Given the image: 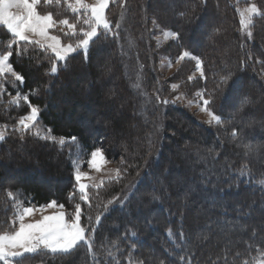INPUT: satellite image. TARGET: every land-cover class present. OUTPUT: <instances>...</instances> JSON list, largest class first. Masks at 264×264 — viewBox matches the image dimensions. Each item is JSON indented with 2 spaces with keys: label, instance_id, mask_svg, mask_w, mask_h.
Returning <instances> with one entry per match:
<instances>
[{
  "label": "trees",
  "instance_id": "obj_1",
  "mask_svg": "<svg viewBox=\"0 0 264 264\" xmlns=\"http://www.w3.org/2000/svg\"><path fill=\"white\" fill-rule=\"evenodd\" d=\"M247 3L248 1L244 0H206L205 5L201 3V0H115L114 3L109 4L106 15L113 26V31L118 33V36L111 34L107 38L100 36L90 46L87 61L83 53L74 54L75 58L69 60L67 70L61 67L55 76L49 74L52 63L49 58L51 53L45 54L36 46L19 42L21 50L25 48L27 50L17 55V46L13 45V56L10 58V63L14 71L24 77L22 85L19 81L15 82L14 93L19 88L23 93L29 94L31 103L41 108V124L50 128L56 137H65L67 143L61 149L57 144L31 135H26L24 141L20 140L19 133H15L13 128L19 118L27 114L29 109L23 101H20L18 106L8 104L10 97L4 93L7 92L8 86H12L7 80H13L14 77L6 74L5 91L0 93V125L8 127L6 140L0 142V224H6L9 219L13 218L14 200L17 198L22 207H41L51 201H56L57 204H63L68 212H73L74 203L69 201V193L75 191L76 182L70 153L73 152L74 147L80 148L85 161L94 149L100 147L108 159H123L124 162L120 164V167L126 170V175L119 183L106 182L99 189H89L93 205L91 209L87 204L79 201V193H75L74 202L81 203L85 213L82 216V222L86 221L88 214H91L94 219L97 213H103V205L112 197L122 198L125 194H131L133 189L129 185L138 179L142 178L143 182L138 185L139 191H135L126 209L121 211L117 203L109 206L112 210L102 215L101 226L97 230L96 244L98 247L102 241L115 240L122 236L126 227H134L143 244L136 250L137 259L143 260L144 264H159L161 259L165 260V264L169 260L174 261V264H181L178 257H169L165 248L171 247L167 238L168 228H173L178 235L180 227L183 226L191 245L188 246L187 252L182 254L191 260V264H212V261L223 264V259L214 258L224 256V243L212 248L209 263L204 260L206 253L201 249L203 246L215 245L214 234L220 231L215 224L211 226L210 239L202 243L193 242L191 235L194 224L198 222H203L202 226L208 231L210 219L207 217L210 216L202 217L198 214L188 217L184 209L180 206H173L169 202L171 195L176 194L181 188L180 183H173L172 188L150 184L157 179L153 174L154 169L161 171L158 177L162 180L171 177L170 167L166 162H162L167 157L164 147L168 145L166 140L179 136L186 138V148H194L193 144L196 142L200 148L208 152L199 160V164L203 165L201 169H204L201 173L205 177L208 176V179L202 175V177L195 178L198 174L191 173L187 181L184 180L182 184L188 185L190 180L196 179L201 189L196 194L200 198L219 194L229 202L225 205L226 211L212 213L214 216L211 217H214L215 221L225 223L238 218L246 221V231L230 235H244L245 238L238 243L233 242L230 246L233 252H230L227 257L228 264H233V257L237 251L243 253V256L236 261V264H243L244 260L250 261L251 264H264V250H262L264 244L261 241L264 229H259V224L264 222V217L255 219L252 209L248 206H240L241 202L252 200L255 202V207L264 205V186L260 184V181L264 180V159L260 157L264 155V131L253 134V128L248 127L243 130V125L237 124L236 127L243 130L245 140H249L248 142L253 145L257 142L259 146L248 157L242 153H240L241 156L237 154L238 157H236V153L242 150L233 145L234 150H231L230 143L225 141L231 132V126H227V133L223 128L210 127L205 122L197 120L180 104L175 106L169 104L166 107L160 105L159 108L163 110V115H158L152 104L145 103L146 97L138 94L140 90L133 88V85L138 82L139 75L142 91L148 94L153 104L155 103L154 92L157 90L162 99L171 98L169 85L172 84H180V89L186 87L188 94L204 89L205 97H207V92L215 89L214 102L210 107L217 114L225 117L233 111L232 105L238 97H247L251 101L250 105L256 103L258 108L252 109L249 105L244 113L236 116V120L243 118L245 122L249 120L256 121L254 124H264V18H254V25L249 29L252 35L249 37L248 31L241 29L238 14V9ZM253 3L264 11V0H253ZM193 5H195L194 9ZM185 9L188 10V16L179 18L174 15V12ZM37 10L41 14L52 12L54 19L57 20L68 18L71 22L75 19L74 14L64 4L45 6L41 0ZM220 16H223L221 24L213 26L210 30L205 28L208 21ZM153 19H156L162 27L178 32L180 39H169L162 47H157L155 42L157 32L160 33V31L153 27ZM116 23L120 24L118 29L115 27ZM80 27L87 29L82 22L78 25V30ZM215 29L220 31L217 33ZM51 34L60 35L62 40L68 39L63 36L60 27L51 29ZM207 35H209L210 43L216 47L213 45L209 48L202 47L201 43ZM9 39L10 34L0 26V51H6ZM225 42H233L230 46L232 52L222 57L223 55L219 54L223 51ZM185 49L203 60L206 79L200 77V74L195 71V61L189 59L183 60L169 76L161 75L159 71L161 61L158 56L165 55L167 59H171V63L175 64L177 57ZM122 50L125 54H122ZM215 50H217L216 53H214ZM82 72L88 75L87 87L89 89L95 86V81L103 82L106 79L114 81L116 88H121L120 93L113 90L114 96L111 100L120 104L122 108L120 112L126 117V123L138 127L136 132H132L130 136H117L114 133L121 129L120 120L109 122L98 120V116L104 112L103 106L108 102L104 101L105 96L111 94L109 90L106 95H103L104 97L98 98L82 92L67 96L72 103L73 111L82 108L88 110L79 115L80 125H67L62 114L61 118L55 114V112L63 113L64 110L63 105L57 102L58 96L63 94L64 86L70 84L73 77H78ZM229 74L231 78L228 84L217 89L216 83L219 77ZM190 75H194L192 81H188ZM30 90H37L39 94H31ZM97 101L100 106L91 109L90 106ZM138 106H140L139 110ZM142 117L144 121H140ZM84 120L90 123V127L83 124ZM154 122L160 125L159 131H154ZM150 133L151 144L149 140L135 144L134 138L148 139ZM73 136L77 137L75 144L68 139ZM116 142H121L123 149H119ZM213 147L215 151L210 153L209 149ZM18 148L27 149L30 154L18 157L16 156ZM35 157L40 159V165L35 164ZM251 157L257 158L258 162ZM226 161L231 167H228ZM245 162L248 164V172L243 182H240L238 169ZM218 169H222L223 172L216 174ZM42 170L47 175L58 174L59 178L55 181L61 182L62 186L60 188L50 187V182L43 183V180L41 184H36L33 180L31 182L24 179L15 181V171L19 174L30 171L34 177H39ZM137 172L140 173V177L137 176ZM5 174L14 181L2 182L1 179ZM33 175L29 174V177ZM153 189L156 194L165 192L164 196L158 201H152L146 193ZM9 192L13 195L9 196ZM231 208H233L232 211H229ZM238 210L244 213L251 212V215L247 218L238 217ZM145 212L146 214L153 212L158 220L151 216L146 217ZM181 213L184 216L183 221H181ZM253 230L256 231L255 237L252 236ZM249 244H251V251H247ZM122 246L125 250L121 256V264H127L129 246L126 242H122ZM97 259L104 264L106 258L101 254ZM23 264H92V260L86 254L85 249H80L66 257L51 254L26 256Z\"/></svg>",
  "mask_w": 264,
  "mask_h": 264
},
{
  "label": "snow or ice",
  "instance_id": "obj_2",
  "mask_svg": "<svg viewBox=\"0 0 264 264\" xmlns=\"http://www.w3.org/2000/svg\"><path fill=\"white\" fill-rule=\"evenodd\" d=\"M45 6L54 5L60 6L61 4L67 5V8L74 14L75 19L71 21L68 18L54 19L53 13L48 12L41 14L37 10V6L41 4V0H0V26L6 29L10 34V39L7 43L6 51H0V93L5 91L4 81L7 79L6 74H10L14 77V80H7L8 83L15 86V82L19 81L22 85L24 83V77L14 71L10 58L13 56V45H16L17 55H21L19 42L24 41L27 45L36 46L39 50L45 54L51 53L49 57L52 61L49 74L55 76L61 70L68 68V62L70 59H74L77 53H83L85 60L87 61L88 52L90 46L95 43L96 39L100 36L107 38L108 35L118 36V33L113 31V26L106 15V9H108L110 3H114L115 0H95L93 5L84 3V0H42ZM202 4L206 5V0H201ZM123 7V5H121ZM16 11L13 12L12 9ZM195 5H193V9ZM241 29H250L254 25V17L264 18V11L258 8L255 4H252L242 10H239ZM174 15L179 18L188 16V10L176 11ZM82 22L87 26V29L78 25ZM152 25L155 29H158L164 40H179L180 34L168 28L162 27L156 19L152 20ZM60 27V31L63 33L67 40H62L60 35L50 34V29ZM115 27H120L119 23H116ZM217 33L219 29H215ZM251 31H248V36L251 37ZM159 40V37H156ZM122 54L123 50H122ZM189 59L195 61V71L200 74L202 79H206V73L204 69V62L199 57L194 55L189 50L185 49L177 57L175 63L179 65L183 60ZM168 67H172L171 59L169 58ZM229 75H221L216 83V88L219 89L222 85H227L230 80ZM194 75L188 76V81H192ZM133 88L134 90H140L139 95L146 97L145 103L152 104L153 109L158 115H163V110L159 108L160 105L165 107L169 104L175 106L177 102L186 100L187 106H192L194 103L200 108L201 112L206 113L208 120L206 123L210 127L223 128L225 132H228L227 126H231V132L227 135V141L235 145V147L242 150L245 157L253 154L257 149L251 142H246L243 136V130L236 127L237 124L243 123L241 120H236V116L244 113L250 105L251 101L247 97H238L232 107L233 111L225 117L217 114L211 107L215 98V89L207 92L205 97V90L201 89L194 93L198 101H202V104L198 101L189 99L183 92H178L181 87L180 84H172L171 88L173 92H178L171 100L168 98H161L158 94V90L154 92L155 103L153 104L148 94L142 91L141 83L139 82V75ZM31 94L38 95L37 90H30ZM23 100L27 105L29 111L27 114L21 116L18 122L14 125L13 131L19 133L21 141L25 140L26 135H31L40 140L48 141L53 144L59 145L61 149L67 143L65 137H56L52 134L50 128L42 125L40 122L41 108L38 105L31 103L29 94L23 93L22 90L17 88L16 94L8 101L10 106H18L19 102ZM147 122V120H146ZM5 127H7L5 125ZM154 131H159L160 125L153 123ZM8 133L0 128V142L6 140ZM70 139L72 144L77 143V137L73 136ZM149 143L151 144V133L149 134ZM215 151V147L209 149V152ZM219 153H217L218 155ZM71 155V153H70ZM108 163L107 158L104 155L102 148H96L91 152L90 159L88 160V167L100 170L97 160ZM123 159L121 163H123ZM75 167V191L69 193V201L74 203V211L71 213L60 212L58 214L46 215L37 222H25V218L30 216L36 209L32 207H22L21 202L17 198L14 200L15 208L13 210V218L9 219L6 224H0V264H23V259L26 258V254H51L52 256L66 257L73 255L80 249H85L86 254L91 257L92 264H101V261L97 257L101 254L105 256L104 264H121V256L124 253V247L122 242H126L129 246L127 253V264H144L143 260H139L135 257L136 250L143 246L142 241L139 240L138 231L134 227H126L122 236L117 237L115 240L102 241L99 247L96 244L97 230L101 226L102 215L111 211L109 206L119 204L120 210L123 211L128 207L131 202L132 196L135 195V191H139L138 185L143 182L142 178L138 179L135 183L129 185L133 189L131 194H125L122 198L114 196L103 205V213H97L93 219L91 214H88L86 221L82 222V216L85 215L82 210L81 203L74 202L75 193H79V201L88 205V208H92L91 196L89 193L88 184L81 183L82 178H88L86 173L80 171V166L74 161ZM228 167H231L230 163L226 161ZM112 171V175L108 179V183H119L121 179L126 175V170L116 168ZM248 172V164L245 162L240 169H238L240 182H243L246 173ZM151 174V173H149ZM137 176L140 177V173L137 172ZM210 182V181H207ZM251 182V180H249ZM104 181H101L99 185H95L97 189L104 186ZM260 184L264 186V180L260 181ZM190 189L184 193V207L188 206V196ZM152 199V201H158L161 197L156 194L155 189L146 193ZM9 196L13 193L9 192ZM98 195V192H97ZM46 208L59 207L63 209V204H57L56 201H51L47 205L42 206ZM251 212L244 213L242 210L237 211L238 217H249ZM67 216V219H66ZM184 216L181 213V221ZM18 222V227L16 224ZM150 223V222H149ZM215 224L226 236H230L235 232H244L247 229L246 221H242L240 218L236 220H229L225 223L220 221H209L208 231L200 230L196 234L197 242H204L210 239L211 226ZM225 228L227 229L225 231ZM256 231L253 230L252 236L255 237ZM168 242L171 247H166L165 252L169 257H178L181 264H191V260L186 257L188 246L191 245L188 234L184 231L183 226L180 227L179 233L169 227L167 231ZM246 243H248L246 241ZM232 244L231 239L227 240L224 249L223 264H228V255L231 251L229 245ZM264 250V248H262ZM247 251H251V244H249ZM243 256V253L237 251L233 257V264H236ZM151 258V257H150ZM220 259V258H218ZM159 264H165V260H159ZM167 264H174V261L169 260ZM212 264H217V261H212ZM243 264H251L250 261L244 260Z\"/></svg>",
  "mask_w": 264,
  "mask_h": 264
},
{
  "label": "rangeland",
  "instance_id": "obj_3",
  "mask_svg": "<svg viewBox=\"0 0 264 264\" xmlns=\"http://www.w3.org/2000/svg\"><path fill=\"white\" fill-rule=\"evenodd\" d=\"M245 1H250L249 4L243 5L239 8V10H242L252 4L253 0H245ZM84 3L88 4V5H93L95 3V0H84ZM13 12L16 11L15 8L12 9ZM107 11V9H106ZM239 14V11H238ZM239 18H240V14H239ZM255 18V17H254ZM253 18V19H254ZM223 20V16L217 17L214 20H210L206 23L205 28H208L209 30L212 29L213 26H217L219 24L222 23ZM221 22V23H220ZM3 27V26H2ZM50 34H51V29L49 30ZM243 31H249V29H244ZM157 37H159V40H156V46L157 47H162L168 40H164L162 33L157 32ZM20 42H24V41H20ZM203 43H201L202 47H207L209 48L211 45L210 43V39H209V35H207L206 39L202 41ZM233 42H225L223 51L219 54V55H223L222 57H225L226 55H228L229 53H231V45ZM213 47H216L215 45H213ZM217 49V48H216ZM217 50H215L214 53H216ZM159 60L161 61L159 64V71L161 73V75L163 77H167L170 74H172L174 72V70L180 65H176L172 63V67L169 68L168 64H169V59H167V57L165 55H159ZM10 75V74H9ZM74 79H72L71 83L64 86L63 89V94L61 96H58V100L57 102H60L63 105V113L60 112H55V114L61 118V116L64 119L65 124L67 125H80V121L78 120V117L80 114H84L85 112H88V110L86 109H78V110H74L73 111V107H72V103L69 101V99H67V96H70L71 94L75 93V92H82V93H87L95 95L96 98L106 95V92L109 90L111 94H108L105 96V102L106 100L108 101L104 106H103V110L104 112L98 116V120L99 121H112V120H120L121 121V129L115 131L114 135L117 136H130V134H132V132H136L138 130V127H134L132 125H128L126 123V117L124 115L121 114V106L120 104L113 102L111 100V98L114 96V92L113 90L118 93H120L121 88H116L115 86V82L110 81L108 79L104 80L103 82H100L99 80L95 81V86L87 87L88 83H89V79H88V75L86 74V72H82L78 77H73ZM14 80V79H13ZM11 84V83H10ZM80 84V87H79ZM249 84V83H248ZM12 86H8L7 87V92L5 91L4 94H7L8 97H10V99L12 98V96H14L16 94V92L14 93V90L16 88V84L15 86H13V84H11ZM14 89V90H13ZM179 90L183 93H185L187 95V97L189 99H192L194 101H198V98L195 97L194 94H188L186 87L180 89ZM178 90V91H179ZM169 91H170V95L171 98L170 100L176 96L178 93L177 92H173L171 85H169ZM104 97V96H103ZM23 101V100H21ZM199 103L202 104V101H198ZM176 104H180L181 106L185 107L187 110H189V112L199 121L205 122L208 120V116L206 115V113L201 112L200 108L196 106V104L194 103L192 106H187V101L183 100V101H179ZM97 107L100 106L99 102H95L94 105L92 104L90 107L92 109V107ZM252 109H256L258 108V106L256 105V103H253L250 105ZM140 106H138V110H139ZM233 110V108H232ZM90 112V111H89ZM62 114V115H61ZM239 121V119H237ZM140 121H144L143 117L140 118ZM176 120L174 119V124H175ZM80 123V124H79ZM256 123V121H249L246 120L243 121V123H240L243 125V130H246V128H253L254 132L253 134H259L260 132L264 131V124H254ZM83 124L85 126H89L90 123L87 120H84ZM207 124V123H206ZM254 126L256 128H254ZM90 127V126H89ZM190 127V126H189ZM188 127V128H189ZM0 128H3L6 132L8 131V127H5V125H0ZM191 128V127H190ZM145 138H147L145 136ZM251 139V138H250ZM148 139H142V138H134L135 144H139V143H145ZM202 141V139H200ZM225 141L227 142L226 138ZM249 140H247L246 142H248ZM186 138H182L179 136H173L171 139L166 140V144H168L166 147H164V152H166V158H164L162 160V162H166L168 164V166L170 167V175L171 177L169 179L166 180H162L160 179L158 176L161 173L160 170L158 169H154L153 170V174L156 175V180H153L152 182H150L151 185H160V186H169L171 187V185L174 183H180L181 188L176 192V194H172L170 197V203L173 206H180V208L184 209L186 215L189 216H195V215H200L202 217H206V216H210L207 217L208 219L215 221L214 217V213L215 211H226L225 209V205H227V203H229L227 200H225V198H222L221 196L218 195H211V196H206L204 198H200L196 193H199L201 191V189L198 187L197 185V180H190V183L188 185H184L182 183H184V180L187 181L188 179V175H190L191 173H197L198 175H195V178H198V176L200 177H205L201 171L204 169H201L203 165L199 164V160H201L204 156H206V154L208 153L207 150L200 148V146H198V143H194L193 147L194 148H186ZM255 146H259L257 144V142H255ZM229 144V142H228ZM116 145L119 149H123V145L121 142H116ZM230 149L234 150L235 146L234 144L230 143ZM185 146V148H183ZM78 147V146H77ZM100 148V147H99ZM73 152L71 160L72 163L75 161L76 164H78L80 166V171L83 173L87 174L88 178H82L81 179V183L84 184H88L91 187L89 189H97L95 187V185H99L101 183V181H104L105 183L108 181L109 177L112 175V171L116 168H121L120 164H121V160L117 159V160H113V159H108L107 157V161H109L108 163H104L103 161H100L99 159L97 160V164L100 168L99 171H97L95 168H89L88 167V160L90 159V156L88 157V159L86 161L83 160L82 157V150L80 148H73ZM132 148L130 147V150ZM239 149V148H238ZM243 154V152H239L236 153V157L237 154L241 156V154ZM28 154H30V151H28L27 149H22V148H18L16 150V156H21V157H25ZM91 155V154H90ZM239 156V157H240ZM261 158L264 159V155L260 156ZM36 158V157H35ZM255 162H258L257 158H253L251 157ZM49 161V160H48ZM52 161V160H51ZM50 161V162H51ZM35 164L36 165H40L41 161L39 158L35 159ZM74 166V163H73ZM74 179H75V167H74ZM223 170L222 169H218L216 170V174H220L222 173ZM16 174V182L18 181H22L23 179L25 181L31 182L32 180L36 182V184H41L42 180L43 183H46V181L50 182L49 186L50 187H58L60 188L62 186L61 182H56L55 180L58 179V174H53V175H47L44 170H42V174L39 177H34L33 173L28 171L27 173H20L15 171L14 172ZM29 174H32L33 176H31V178L29 177ZM47 175V176H46ZM202 175V176H201ZM205 179H208V176L205 177ZM2 182H7L10 183L11 181L13 182L14 180H10L9 177L5 174L4 177L1 179ZM177 181V182H176ZM76 182V181H75ZM178 185V184H177ZM172 188V187H171ZM191 190L188 196V206L185 208L184 205V193L187 190ZM164 193H158V195L160 197L164 196ZM254 201H250V202H241L240 206L244 207V206H248L249 209H252L251 211L253 213H255L253 215V217L255 219H263L264 217V205L261 204L258 207L254 206ZM252 207V208H251ZM254 207V208H253ZM32 208L36 209L30 216L25 218V222H37L39 220H41L43 218V216L46 215H52V214H58L60 212H65V213H71L68 212L65 209H61L59 207H55V208H46V207H33ZM233 208L229 209V211H232ZM141 211H144V209H141ZM146 211V210H145ZM183 211V212H184ZM147 212H145L144 214H146ZM145 216V215H144ZM147 216H151L152 218H155L156 220H158V217L156 215H154V213L152 212L151 214H146ZM67 219V216H66ZM264 221V220H263ZM203 222H198L194 224V228L191 231V235L193 237V242H196V234L198 231L200 230H204L205 232H207L206 228L204 226H202ZM16 227H18V222L16 224ZM259 229H264V222H261L259 224ZM214 231V230H212ZM212 234V233H211ZM215 235V245H209V246H203L201 247L202 250L205 251L206 256H205V261H207L208 263L210 262V258H211V250L213 247H215L217 244H221L224 243V245L226 244L227 240L231 239L232 243L233 242H239L241 240H243L245 238V236H226L223 232L219 231L216 232ZM264 244V236L261 240ZM232 246L229 245V247ZM232 248V247H230ZM230 252H233L232 250ZM26 255H32V254H26ZM224 256L220 255L215 257L214 259L219 260L223 259Z\"/></svg>",
  "mask_w": 264,
  "mask_h": 264
}]
</instances>
